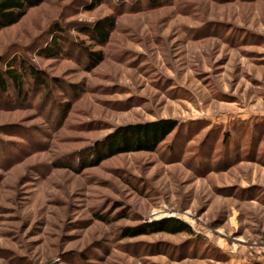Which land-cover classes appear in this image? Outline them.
<instances>
[{
	"label": "rangeland",
	"instance_id": "374dc122",
	"mask_svg": "<svg viewBox=\"0 0 264 264\" xmlns=\"http://www.w3.org/2000/svg\"><path fill=\"white\" fill-rule=\"evenodd\" d=\"M94 1L0 32L23 79L0 89V264H264V0ZM160 120L154 152L99 159Z\"/></svg>",
	"mask_w": 264,
	"mask_h": 264
},
{
	"label": "trees",
	"instance_id": "16d2710c",
	"mask_svg": "<svg viewBox=\"0 0 264 264\" xmlns=\"http://www.w3.org/2000/svg\"><path fill=\"white\" fill-rule=\"evenodd\" d=\"M44 2L45 0H0V32L20 22L30 10L40 7ZM100 2L101 0L94 1L95 5ZM114 27L115 23L112 19H104L92 28L90 36L101 45L106 44ZM89 57H93V61L95 59L94 67L102 62L101 54L91 53ZM1 65L2 59L0 58V89L6 91L10 81L21 91L23 88L22 74L14 68L5 71ZM31 74L35 77L39 76L37 71H32ZM177 127V121L169 120L120 127L105 140L104 150L107 154L100 155L99 159L104 161L108 156L113 157L122 153L154 152ZM94 154L98 156L97 153ZM164 225L165 227L162 228L166 232L192 235V229L179 220H169Z\"/></svg>",
	"mask_w": 264,
	"mask_h": 264
}]
</instances>
